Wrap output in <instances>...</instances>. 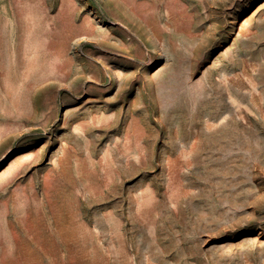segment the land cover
Returning a JSON list of instances; mask_svg holds the SVG:
<instances>
[{"label": "rangeland", "instance_id": "374dc122", "mask_svg": "<svg viewBox=\"0 0 264 264\" xmlns=\"http://www.w3.org/2000/svg\"><path fill=\"white\" fill-rule=\"evenodd\" d=\"M0 264H264V0H0Z\"/></svg>", "mask_w": 264, "mask_h": 264}]
</instances>
